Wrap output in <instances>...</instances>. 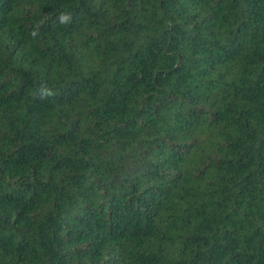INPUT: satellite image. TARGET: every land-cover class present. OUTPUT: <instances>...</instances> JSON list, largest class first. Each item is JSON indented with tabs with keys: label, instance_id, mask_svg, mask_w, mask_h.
<instances>
[{
	"label": "trees",
	"instance_id": "16d2710c",
	"mask_svg": "<svg viewBox=\"0 0 264 264\" xmlns=\"http://www.w3.org/2000/svg\"><path fill=\"white\" fill-rule=\"evenodd\" d=\"M0 264H264V0H0Z\"/></svg>",
	"mask_w": 264,
	"mask_h": 264
}]
</instances>
